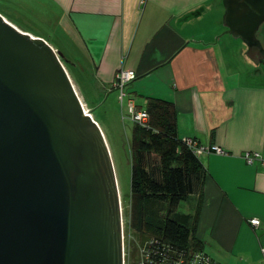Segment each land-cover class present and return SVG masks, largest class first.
Segmentation results:
<instances>
[{"label":"crops","instance_id":"crops-1","mask_svg":"<svg viewBox=\"0 0 264 264\" xmlns=\"http://www.w3.org/2000/svg\"><path fill=\"white\" fill-rule=\"evenodd\" d=\"M4 1L13 15L19 7L8 2L55 16L68 36L77 78L65 68L83 104H90L77 91L84 75L111 92L114 109L129 98L141 109L150 99L170 101L181 138L224 151L198 155L207 174L195 236L218 264H264V76L250 79L234 65L235 53L240 66L257 62L223 25L222 0ZM121 68L137 75L122 103L114 88ZM254 153L259 157L248 163L245 155ZM191 198L195 207L198 197Z\"/></svg>","mask_w":264,"mask_h":264},{"label":"water","instance_id":"water-1","mask_svg":"<svg viewBox=\"0 0 264 264\" xmlns=\"http://www.w3.org/2000/svg\"><path fill=\"white\" fill-rule=\"evenodd\" d=\"M222 23L264 63V0H222ZM44 38L0 14V264H124L103 131Z\"/></svg>","mask_w":264,"mask_h":264},{"label":"trees","instance_id":"trees-1","mask_svg":"<svg viewBox=\"0 0 264 264\" xmlns=\"http://www.w3.org/2000/svg\"><path fill=\"white\" fill-rule=\"evenodd\" d=\"M144 109L149 115L148 127L133 123L129 143L126 235L132 244L154 237L171 248L206 254L195 236L206 169L180 137L172 102L150 99ZM192 195L198 197L193 213L178 212L179 204ZM158 204L166 207L161 220L149 215Z\"/></svg>","mask_w":264,"mask_h":264},{"label":"rangeland","instance_id":"rangeland-1","mask_svg":"<svg viewBox=\"0 0 264 264\" xmlns=\"http://www.w3.org/2000/svg\"><path fill=\"white\" fill-rule=\"evenodd\" d=\"M5 1L0 0V11L4 13L10 20H12L20 29L31 33L34 36L43 37L48 43L56 47L64 56L62 59L63 64L70 72L73 78H77L73 73L71 67V61H74L72 57L68 56L67 52V34L55 26L56 19L50 13L44 10H33L26 9L14 2H8L10 5L18 8L20 15H13L8 12L5 7ZM257 37L264 45V22L260 25L257 31ZM241 44V40L235 41ZM236 48V47H235ZM237 49H235V52ZM76 63V62H75ZM77 66H79L76 63ZM234 65L239 66L243 70V75L248 76L250 79H258L257 73L264 76V63H250L246 66L244 63L240 66L237 62V56L235 53ZM82 70V69H81ZM83 73V72H82ZM82 77V76H81ZM89 76H83L80 82H82L83 87L77 89V91L82 95L89 97L90 104H84L88 109V112L92 115L93 119L97 121L101 127L104 137L106 139L113 165L115 168V173L117 177L121 206L124 223L128 219V195L130 193V178H131V168L128 162L129 157V143L131 139L132 121L129 120L128 110L126 107V97L124 98V105L111 108L109 106L111 92L101 89L98 91L93 87L90 82ZM264 77H261V80ZM77 85H80L77 80H75ZM109 107V108H108ZM194 211V199H188L182 201L178 206V212L180 213H192ZM166 212V207L164 204H158L155 206L153 211L149 213L150 216L157 220L162 219V215Z\"/></svg>","mask_w":264,"mask_h":264},{"label":"built area","instance_id":"built-area-1","mask_svg":"<svg viewBox=\"0 0 264 264\" xmlns=\"http://www.w3.org/2000/svg\"><path fill=\"white\" fill-rule=\"evenodd\" d=\"M136 73L132 70L121 68L115 76L114 88L119 91V100L122 103L125 98L126 85L136 78ZM85 107V105L83 104ZM85 110L88 109L85 107ZM127 110L129 119L143 127H148L149 115L145 109L138 108L135 101L131 98L127 100ZM183 142L192 150L195 155H200L204 151H214L215 153H224L217 146L210 148L200 145L196 139L191 137H182ZM259 154H246L245 159L248 163ZM252 225H258L256 218L250 219ZM132 239L126 235V223H124V264H217L210 257L202 252L190 250L188 248H171L168 244L157 238H150L141 242L131 243ZM133 242V241H132ZM134 252V253H133Z\"/></svg>","mask_w":264,"mask_h":264},{"label":"bare ground","instance_id":"bare-ground-1","mask_svg":"<svg viewBox=\"0 0 264 264\" xmlns=\"http://www.w3.org/2000/svg\"><path fill=\"white\" fill-rule=\"evenodd\" d=\"M85 108V107H84Z\"/></svg>","mask_w":264,"mask_h":264}]
</instances>
